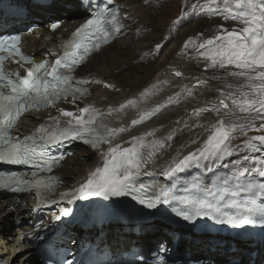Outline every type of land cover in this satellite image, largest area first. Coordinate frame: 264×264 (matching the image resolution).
Segmentation results:
<instances>
[{
    "label": "snow or ice",
    "instance_id": "obj_1",
    "mask_svg": "<svg viewBox=\"0 0 264 264\" xmlns=\"http://www.w3.org/2000/svg\"><path fill=\"white\" fill-rule=\"evenodd\" d=\"M111 4L112 0L97 5L89 4V9H92L90 18L72 34L70 40L62 43L63 52L54 62L44 60L37 63L32 56L25 54L19 47V34H0V164L25 165L32 169L30 174L0 170V189L13 192L34 190L37 196L47 198L59 181L54 176L41 173H51L63 159V154L59 157L50 155L48 148L70 140H81L92 148H98L102 144H111L117 136L127 131L125 127L109 126L108 117L112 115L113 109L104 112L86 105L77 112L58 109L56 116L48 118L51 124H41L34 133L22 139L18 134H13L24 113L55 107L62 100L67 102L69 97L75 103L88 93L90 81L86 78L77 79L73 73L93 51L107 44L124 27L119 9L109 7ZM197 10L206 15H222L224 20L242 25L231 31L224 29L199 47L205 49L201 55L210 60L209 67L226 69L231 66L235 70L227 75L244 81L236 92L227 93L231 105L250 117L239 125L240 133L247 136L250 130L264 132V0H220L219 3L209 0L199 9L197 5L192 6L193 12ZM52 27L56 28L57 25ZM220 27L223 29V25ZM5 61L19 65L24 69V74L19 70L6 71ZM176 75L180 76L181 73L177 72ZM95 83L101 81L96 80ZM134 104L135 101H128L117 111ZM158 110L159 106L142 113L131 124L142 123ZM212 110L218 114L223 110L225 117L234 115L224 99ZM257 120L261 121L258 126ZM236 130V124L218 121L201 148L190 152L174 168L164 172L165 176L175 177L176 173L193 167L203 169L213 173L210 184L201 177L193 176L183 187L182 195L176 194V182L159 190L143 183L136 186V178L142 174L141 168L146 161L141 152L143 137H133L131 147L116 145L109 148V158L104 161V166L97 168L86 183L70 194L72 199L68 203L90 197L128 195L139 198L138 202L148 209L174 201L180 206L174 209L176 214L185 221L208 217L233 226L264 225V159L256 155H244L243 162L255 167H244L240 160H233L230 172L220 173L216 170V166L228 169L229 164L223 162L238 153L241 147L253 154L264 152V134L249 137L242 146L234 148L231 142ZM156 144H160V141H154L153 147ZM255 176L261 179L257 180ZM148 191L152 195H147ZM141 193L144 195L141 196ZM62 212L68 214L65 209ZM57 264L63 262L58 261ZM154 264H165V257L159 255Z\"/></svg>",
    "mask_w": 264,
    "mask_h": 264
},
{
    "label": "bare ground",
    "instance_id": "obj_2",
    "mask_svg": "<svg viewBox=\"0 0 264 264\" xmlns=\"http://www.w3.org/2000/svg\"><path fill=\"white\" fill-rule=\"evenodd\" d=\"M121 5L122 12L126 14L125 22L127 23L128 32L124 33L118 40L112 44L103 48L99 53L94 54L86 65L79 69L80 74L92 73L97 76L103 77L108 81L115 83L120 88L118 92H110L98 88H94L91 91V95L85 99V101H91L97 106L105 107L110 105L115 107L117 104H122L125 99L134 96L138 91L145 87V90L153 93L155 96H163L174 94L179 95L177 101L169 106L168 109L162 111L160 116L151 124L146 127H154L157 125L163 126L160 134H166L170 137L168 144L170 145L164 151L161 152L159 159H163L171 152L177 151L182 154L187 150L194 149L201 145V140L205 138L206 133L213 129L217 125L218 121L224 120L226 123H233L237 125V130L234 136L235 141L232 143H238L247 136L252 137L255 135L264 134V132H257L250 130L247 132V136L242 135L239 131V125L243 124L246 119L250 118L248 114L240 113L239 109L231 105V101L228 100L230 109L234 113L231 117H225L223 110L218 114L212 109L218 106V98H226L227 93L236 90L240 84L244 83L243 80L230 77L228 75L225 78H215L210 72L202 73L199 66L203 64L205 60H197L192 62H186L175 58L174 54L179 47L182 39L190 32L195 30V25L191 28L180 30L173 40L169 43L166 49L158 56L153 62L152 70H148L141 65H133L132 59L137 58L135 56L132 46H140V44L134 41V37L138 34H144L150 41L158 43L162 40L168 42V36L171 35L173 25L168 22L166 18V11L156 10L164 16L157 20L153 15V10H146L138 0H117ZM65 3L71 6H77L75 0H68ZM37 10L43 13H55V18L61 16V12H67L69 17L73 16L76 12L78 16L81 15L76 9H65L56 3L48 7H37ZM58 11V12H57ZM34 14L43 19L41 14L34 12ZM84 19V18H83ZM81 19V20H83ZM157 21V25L154 29L148 31L150 27ZM80 21V20H79ZM70 21L64 23L63 27H69ZM171 25V26H170ZM73 25L69 27L71 29ZM137 30V33H135ZM59 31L63 32V29ZM43 34V30H40ZM29 50H33L37 53L38 50L44 47L43 40L36 38L33 35H28ZM124 46V50H120L118 47ZM144 47V45H142ZM114 47L113 49H110ZM140 49V47H138ZM126 66V68H124ZM134 69V70H132ZM118 73L115 74L114 71ZM148 70V71H145ZM174 71V73H172ZM140 72L145 74L140 75ZM181 73L177 76L175 73ZM131 73V78H126ZM126 80V81H125ZM203 84H194L195 81ZM228 85L232 87L229 88ZM218 87L225 92L216 93L214 89ZM191 93V94H189ZM154 98L153 100H155ZM151 100V101H153ZM213 103L212 106H208ZM201 113H197L198 111ZM207 110V111H206ZM191 111V112H190ZM128 113L122 112L115 118L119 124L126 122L128 126ZM114 119V118H113ZM30 120H26V125ZM261 121L257 120L258 126ZM199 139V140H197ZM233 139V140H234ZM97 148H87L75 152L72 157L66 160V168L58 171L63 182L66 185H71L77 181L84 172L88 171L96 161V154L99 153ZM81 157L85 159L91 158L90 161L80 160ZM75 165L79 167L75 169ZM29 199H26L28 202ZM7 204L0 199V264H39L36 259L34 247L26 241L25 235H22L24 231H27L31 226L26 225L28 216H25L24 210L26 207L16 206L14 209L7 208ZM19 222H14L17 216ZM12 216V218H9ZM116 225L108 227L109 235H112ZM119 235V233H116ZM127 236V234H123ZM154 236H140L139 242L147 240L149 238H156ZM138 241V240H137ZM223 259V258H222Z\"/></svg>",
    "mask_w": 264,
    "mask_h": 264
},
{
    "label": "rangeland",
    "instance_id": "obj_3",
    "mask_svg": "<svg viewBox=\"0 0 264 264\" xmlns=\"http://www.w3.org/2000/svg\"><path fill=\"white\" fill-rule=\"evenodd\" d=\"M176 10H177V6H176V0H173V1H170V2H167L166 3V5H165V11H166V13H167V15H166V18H167V20L169 19V18H171L172 16H174L175 15V13H176ZM154 15V17H152V18H155V19H157V20H160L161 19V17H162V20L164 21V16H162L160 13H158V12H156L155 14H153ZM157 21L155 20L154 21V24L155 25H157V23H156ZM213 22V21H212ZM211 22V23H212ZM216 22H218V21H216ZM155 25H153V28H154V26ZM172 25V24H171ZM170 25V26H171ZM195 24L193 23V24H191V25H189V26H184V27H181L177 32H176V34L180 31V30H182V29H187L188 27L189 28H191V27H193ZM187 27V28H186ZM136 32H137V30H136ZM190 33V30H188L187 31V34H189ZM114 47H112V48H110V49H113ZM150 68V69H149ZM149 68H147L148 70H152L153 69V67H151V66H149ZM132 70H134V69H132ZM148 70H145V71H148ZM230 71H233V69H231V68H229V67H227L226 69H220L219 67H215V68H213V67H210L209 68V72H212V74H213V76L215 77V78H220V74H226L227 75V73L228 72H230ZM115 73H116V71H115ZM214 73H216L217 75H215ZM143 74H145L144 72H140V75H143ZM210 74V73H209ZM131 78V73L129 74V76L126 78V80H129ZM223 78H225V77H223ZM223 78H220V79H223ZM232 78V77H231ZM233 79V78H232ZM125 80V81H126ZM79 166L78 165H75V169H77Z\"/></svg>",
    "mask_w": 264,
    "mask_h": 264
}]
</instances>
